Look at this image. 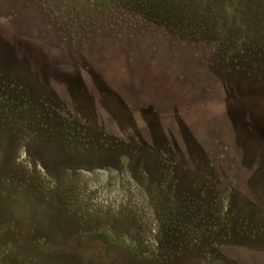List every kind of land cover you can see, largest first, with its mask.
<instances>
[{
  "label": "rangeland",
  "instance_id": "obj_1",
  "mask_svg": "<svg viewBox=\"0 0 264 264\" xmlns=\"http://www.w3.org/2000/svg\"><path fill=\"white\" fill-rule=\"evenodd\" d=\"M0 264H264V0H0Z\"/></svg>",
  "mask_w": 264,
  "mask_h": 264
}]
</instances>
